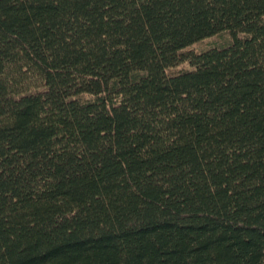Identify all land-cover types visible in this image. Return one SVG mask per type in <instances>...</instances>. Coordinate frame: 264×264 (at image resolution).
Listing matches in <instances>:
<instances>
[{
    "label": "trees",
    "instance_id": "trees-1",
    "mask_svg": "<svg viewBox=\"0 0 264 264\" xmlns=\"http://www.w3.org/2000/svg\"><path fill=\"white\" fill-rule=\"evenodd\" d=\"M0 264H264V0H0Z\"/></svg>",
    "mask_w": 264,
    "mask_h": 264
}]
</instances>
